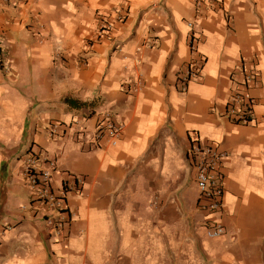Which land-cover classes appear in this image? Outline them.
I'll return each instance as SVG.
<instances>
[{
	"label": "crops",
	"instance_id": "crops-1",
	"mask_svg": "<svg viewBox=\"0 0 264 264\" xmlns=\"http://www.w3.org/2000/svg\"><path fill=\"white\" fill-rule=\"evenodd\" d=\"M189 23L205 61L182 90ZM245 63L260 77L240 123L223 111ZM102 110L123 125L116 144L95 142ZM193 138L227 153L219 237L197 207ZM39 151L59 193L82 183L54 212L60 232L25 175ZM235 262L264 264V0H0V264Z\"/></svg>",
	"mask_w": 264,
	"mask_h": 264
},
{
	"label": "built area",
	"instance_id": "built-area-1",
	"mask_svg": "<svg viewBox=\"0 0 264 264\" xmlns=\"http://www.w3.org/2000/svg\"><path fill=\"white\" fill-rule=\"evenodd\" d=\"M206 1L208 0H194V3L200 8L204 6ZM189 25L192 29L188 37L191 58L186 68L179 74V85L182 90H187L189 82L199 76L205 61L199 52L202 37L194 31L192 23H189ZM107 32L109 33V28L104 25L101 34L107 36ZM241 70L242 79L234 81L235 88L225 104L223 116L234 122L247 123L253 120L254 117L255 100L251 94V89L258 82L260 71L250 63L243 64ZM125 89L129 93H135L139 90V86L131 83ZM72 125L82 127L83 118L74 119ZM63 126L66 127V124L54 123L51 126V135L58 136V130ZM122 131V123L116 119L112 112L102 110L97 113L94 136L97 145L102 141L116 144ZM188 157L193 166L194 180L199 190L197 207L206 215V233L210 237L222 236L224 233L223 214L225 212L224 162L227 153L213 144L203 142L202 139L193 138ZM39 160L45 162L46 166L40 167ZM25 164V175L29 179L34 200L39 205L38 208L46 213L48 224L53 226L57 232H60L63 224L54 212L68 209L66 192L78 193L81 190L82 183L74 181L73 177L66 176L63 181L62 192L59 193L53 186L56 160L48 158L42 151L34 152L28 156ZM233 264L241 263L235 262Z\"/></svg>",
	"mask_w": 264,
	"mask_h": 264
},
{
	"label": "trees",
	"instance_id": "trees-1",
	"mask_svg": "<svg viewBox=\"0 0 264 264\" xmlns=\"http://www.w3.org/2000/svg\"><path fill=\"white\" fill-rule=\"evenodd\" d=\"M66 100H67V101H69V102H72V100H71V99H69V98H67Z\"/></svg>",
	"mask_w": 264,
	"mask_h": 264
},
{
	"label": "rangeland",
	"instance_id": "rangeland-1",
	"mask_svg": "<svg viewBox=\"0 0 264 264\" xmlns=\"http://www.w3.org/2000/svg\"><path fill=\"white\" fill-rule=\"evenodd\" d=\"M31 98H33V96L31 97ZM27 178V177H26ZM27 180L29 181V179L27 178Z\"/></svg>",
	"mask_w": 264,
	"mask_h": 264
}]
</instances>
